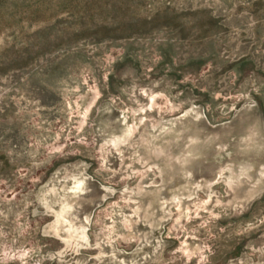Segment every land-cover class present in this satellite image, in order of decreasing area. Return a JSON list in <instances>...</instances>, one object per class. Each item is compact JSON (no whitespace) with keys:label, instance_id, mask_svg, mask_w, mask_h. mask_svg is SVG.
I'll list each match as a JSON object with an SVG mask.
<instances>
[{"label":"rangeland","instance_id":"rangeland-1","mask_svg":"<svg viewBox=\"0 0 264 264\" xmlns=\"http://www.w3.org/2000/svg\"><path fill=\"white\" fill-rule=\"evenodd\" d=\"M0 264H264V0H0Z\"/></svg>","mask_w":264,"mask_h":264}]
</instances>
